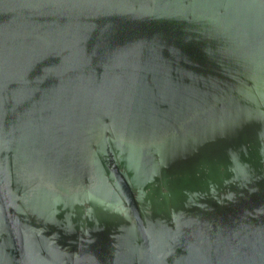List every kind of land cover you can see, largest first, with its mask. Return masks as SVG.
<instances>
[{
	"label": "water",
	"instance_id": "1",
	"mask_svg": "<svg viewBox=\"0 0 264 264\" xmlns=\"http://www.w3.org/2000/svg\"><path fill=\"white\" fill-rule=\"evenodd\" d=\"M0 264H264V0H0Z\"/></svg>",
	"mask_w": 264,
	"mask_h": 264
}]
</instances>
